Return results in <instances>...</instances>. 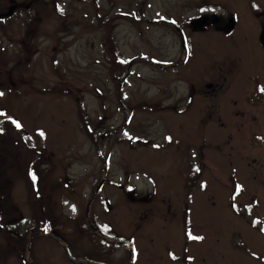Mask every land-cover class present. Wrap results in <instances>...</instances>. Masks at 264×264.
<instances>
[{"label": "rangeland", "instance_id": "obj_1", "mask_svg": "<svg viewBox=\"0 0 264 264\" xmlns=\"http://www.w3.org/2000/svg\"><path fill=\"white\" fill-rule=\"evenodd\" d=\"M18 1L32 8L12 18L13 36L27 17L41 18L20 25L36 26L42 81L37 101L19 104L10 124L40 151L39 178L31 188L28 182L29 195L21 181L10 203L24 209L26 229L39 222L59 238L44 237L41 264H75L68 248L77 260L108 257L110 264H130L131 254V264H264L262 73L229 71L220 93L237 81L241 91L190 99L178 68L141 58L125 63L142 55L160 64L178 58L162 20L179 23L197 13L199 2L148 0L143 17L150 22L136 23L138 0H0V10ZM228 1L240 15L235 40L212 35L226 53L254 50L237 41L248 28L243 16L252 15L247 0ZM217 11L224 15L222 6ZM11 41L8 35L2 45ZM249 59L259 63L261 55ZM125 64L129 76L121 81ZM27 90L18 98L30 97ZM23 154L35 159L33 150Z\"/></svg>", "mask_w": 264, "mask_h": 264}, {"label": "flooded vegetation", "instance_id": "obj_2", "mask_svg": "<svg viewBox=\"0 0 264 264\" xmlns=\"http://www.w3.org/2000/svg\"><path fill=\"white\" fill-rule=\"evenodd\" d=\"M138 1L135 22L149 23L150 21L143 17V10L149 1ZM197 1L199 4L196 6V14L185 17L179 23L171 18L162 20L174 34L172 39L175 38L179 45V57L168 59L164 64H160L147 56L146 62L149 61L150 65L169 70L178 68L176 76L187 83V95L190 99L222 98L225 94L230 93L235 86H237L236 91H241L243 81H237L235 83L228 82L229 85L220 93L222 88L220 80L229 71H241V74L246 75L250 72L260 71L264 77V0H247V6L252 15L243 16L248 20V28L243 37L237 41L251 45L254 50L242 47L239 51H234L236 55L230 52L226 53L212 32L215 31L225 38L235 40L234 35L239 25L240 15L238 16L237 12L231 9L228 0ZM18 3L23 4V1H18ZM220 6L224 8V15L217 11ZM3 8L5 9L1 8L0 12L6 10V6ZM31 8L32 4L28 8H26V4H23L16 9L11 18L0 20V220L5 221V223L0 222V264H41V242L52 238L50 233L44 232L47 231V227L40 226L39 222L36 226L26 229L22 222L24 209L17 208L15 204L10 203V197L20 194L18 189L21 188V181L25 180L26 183L27 173L39 170L37 149L26 143L29 134L27 136L26 132L19 134L20 131L15 130V127H12L7 120L8 115L11 116L18 111L21 102L17 98L26 92L27 88L32 95L30 98H22V101L29 99L22 103L28 105L32 100L37 101L38 98L34 97L38 95L35 84L42 81L37 73L38 66L35 63V59L37 61L41 54L33 36L36 26L32 27L29 24L21 26V22L16 35L13 36L14 26L11 24L12 18ZM35 9L38 12L37 7ZM30 17L37 21L40 15L35 14ZM198 19H202L204 23L194 22ZM198 34L204 36L200 41L196 36ZM8 35L12 41L9 43V47H5L2 45V40L7 41ZM54 49L55 47H53ZM253 52L261 55L259 63L257 60L249 59V54ZM51 55L52 51L47 54V59L50 56V62L54 67ZM135 58L139 59L141 56L134 57L133 61ZM228 67L230 68L228 69ZM129 71L130 69L127 68L125 70L119 68L120 73L117 78L121 81L128 78ZM253 87L256 88L257 85L254 84ZM258 92L263 93V90L260 91L258 88ZM248 98H253L252 94ZM216 113H218L217 109ZM24 150H33L35 159L33 161L25 159ZM32 176V174L29 175V177ZM27 193L29 192L27 191ZM27 193L25 191V194ZM88 225L92 224L89 222ZM53 238L59 242L58 237ZM67 259L69 258L67 257ZM69 261L77 263L70 259ZM83 264L97 263L90 261ZM125 264H128V260Z\"/></svg>", "mask_w": 264, "mask_h": 264}, {"label": "water", "instance_id": "obj_3", "mask_svg": "<svg viewBox=\"0 0 264 264\" xmlns=\"http://www.w3.org/2000/svg\"><path fill=\"white\" fill-rule=\"evenodd\" d=\"M15 6H11V7H9V9H8V12L7 13H5V14H0V19H2V18H6V17H10L11 15H13V13H14V10H15ZM102 184V183H101ZM100 187V186H99ZM98 187V188H99Z\"/></svg>", "mask_w": 264, "mask_h": 264}]
</instances>
